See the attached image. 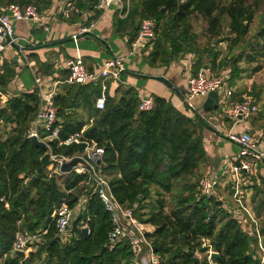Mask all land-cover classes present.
<instances>
[{
  "label": "trees",
  "instance_id": "1",
  "mask_svg": "<svg viewBox=\"0 0 264 264\" xmlns=\"http://www.w3.org/2000/svg\"><path fill=\"white\" fill-rule=\"evenodd\" d=\"M96 2L74 0L79 10H92L97 15ZM30 3L43 10L50 0H0L2 6L23 7ZM258 6L257 0H129L127 15L116 16L115 26L119 30L130 28L128 41L131 43L142 19H154L156 35L146 56L150 65L167 66L193 53V75L204 66L206 59L214 74L221 67H229L232 85L241 72L240 60L245 58L253 63L257 55L264 53V27L253 38H247ZM197 20L203 23L206 39L203 44L194 32ZM225 28L233 34L229 38L230 49L216 63L218 50L210 46V40L220 37ZM236 47L241 49L238 54L233 53ZM259 70V65L253 68V72ZM14 76V64L0 62L1 92L6 91ZM66 76L67 70L54 97L60 137L83 129L82 140L94 141L103 147L100 167L111 193L120 204H137L135 217L155 227L146 238L165 259V264H209L208 246L202 245V239H207L218 252L216 264H259L256 238L247 234L220 202L197 195V179L206 159L200 133L205 125L203 121L191 118L169 100L153 94L152 109L138 111L139 97L133 88L114 97L107 90L104 109H98L95 99L100 95V87L91 83L69 84L64 82ZM253 90V86H245L237 92L241 94L238 100L252 96L258 103L260 93ZM38 106L35 89L9 96L0 104L2 264H130L131 250L126 240L112 250L106 247L107 234L112 228L111 215L99 195L89 188L87 175L75 172L47 175V168L41 163L44 150L27 137ZM68 109L73 110L68 112ZM257 114L264 113L259 109ZM50 147L55 155L73 157L81 155L85 144L57 146L56 142H50ZM84 195L88 200L73 222L72 238L60 244L56 238L54 211L62 203L73 208ZM83 225L89 228L87 238L81 233ZM40 228L47 229L42 245L29 251L25 258L10 254L17 231L34 232ZM261 233L264 242V227ZM196 252L203 254L202 258Z\"/></svg>",
  "mask_w": 264,
  "mask_h": 264
},
{
  "label": "built area",
  "instance_id": "2",
  "mask_svg": "<svg viewBox=\"0 0 264 264\" xmlns=\"http://www.w3.org/2000/svg\"><path fill=\"white\" fill-rule=\"evenodd\" d=\"M51 10H40L36 4H27L23 7L17 4L3 6L0 12V59L1 55L8 47H16L19 43V37L15 34L14 22L25 20L36 23L44 32H49V22L52 17L60 19H69L72 14L81 11L74 4V0H50ZM183 1V0H181ZM112 6L116 7L118 16L124 18L129 9V0H97L95 10L100 13L106 12ZM95 22L80 25L77 32L71 34V40L77 43L81 36L93 32ZM155 20L144 18L141 21L140 28L136 38L130 44V53L135 54L139 50L151 46V41L155 38ZM26 63L30 62L24 56ZM63 68L67 70V76L64 82L69 84H98L100 86V95L95 99V106L98 109H104L106 101V81L108 79L118 80L120 74L125 70V61L121 56L113 55L105 58L100 65L93 69H88L81 55L77 54L67 58L63 62ZM231 78V69L226 67L219 73L202 71L196 75L189 74L186 77L187 88L181 96L183 104L190 112L196 114L198 111L195 100L197 98L205 99L212 91L218 93V104L222 101H228L227 116L234 122L240 120H249L256 115L259 107L252 96H246L242 100L233 99L234 87L229 84ZM62 81L45 79L33 71L34 89L39 96V106L34 119L31 121L27 131V137L36 136L39 140L48 144L50 159L54 164L47 166V175L60 176V164L69 161L72 157L64 155H55L51 151L50 142H56L57 146H67L71 144L84 143L85 147L81 155L86 164L78 162L72 167L70 173L86 174L87 183L93 193H97L102 200L106 210L111 215L112 228L107 234L106 247L109 250L114 249L122 241L126 240L130 246L131 257L130 264H165V259L152 248L151 242L142 234L141 224L134 215L136 204L126 206L120 204L111 193L108 180L102 173L100 164L104 155L103 147L97 146L94 141L81 139L80 133H72L66 137H60V122L56 116V106L54 97L57 93V85ZM138 111H148L154 105L152 94H139ZM264 133V132H263ZM224 137L231 143L239 147L232 163H228L222 168V175L230 176V185L234 209L229 204L224 203L221 194L218 191L219 176L211 166H206L202 171L197 182V195L206 198H212L221 203V207L231 213L240 224L245 212L247 218L254 223L253 234L257 238V246L260 251L259 264H264V245L261 241V232L257 226L254 217L248 212L244 203V189L251 184L252 176L258 165L264 164V148L259 147V141L256 134L247 130L229 129L223 132ZM75 157V156H73ZM98 160L100 163L98 164ZM88 196L84 195L77 202V208L81 211L85 208ZM75 205V206H76ZM75 206L69 207L62 203L53 214L56 228V238L60 244H66L72 238L70 230L72 221L76 214ZM46 228H40L34 232L17 231L15 234L10 254L15 251H22L24 258L28 256L29 251L36 250L44 243L43 235L46 234ZM207 239H202V245L208 246L206 258L209 262L210 255L214 250L211 248ZM198 258L200 253L196 252Z\"/></svg>",
  "mask_w": 264,
  "mask_h": 264
},
{
  "label": "crops",
  "instance_id": "3",
  "mask_svg": "<svg viewBox=\"0 0 264 264\" xmlns=\"http://www.w3.org/2000/svg\"><path fill=\"white\" fill-rule=\"evenodd\" d=\"M51 4L53 2L50 1L49 6L45 8L49 12L51 10ZM2 7L0 4V12ZM80 11L78 16L72 14L66 20L52 17L49 22V32H44L33 22L25 20L14 22L15 34L20 38V44L16 47H8L1 55L2 59H0V62L3 60L12 62L14 64L15 76L6 88V91H0V104H4L9 96L32 91L34 89L33 71L45 79L61 81L62 75L66 73V70L63 68V62L67 58L79 54L82 56L86 67L93 69L100 65L105 58L113 55L121 56L124 58L126 68L120 74L118 80L108 79L106 81V91L108 90V94L114 97L126 91L128 88H133L138 96L139 94H153L163 97L169 100L181 112L191 118L198 117L203 121L205 125L200 130V133L206 159L201 168L204 170L206 166H211L213 171L218 174V191L224 203L227 202L226 204H229L230 208L234 209L235 205L231 195V185L229 184L230 176L227 174L222 175L221 172L225 165L233 162L239 151V147L229 142L224 137L223 132L229 129L247 130L250 133L256 134L259 147L264 148V114L262 116L259 114H257L258 116L254 115L247 121L240 120L234 122L227 116L228 101H222V103L218 104L221 110L217 108L204 110L202 108L204 99L201 98L195 100L198 111L196 114H193L183 104L181 99L182 94L187 88L186 77L192 74V69L194 68L192 65L195 58L193 53H187L172 61L167 66H152L146 60V56L151 49L150 45H147L145 49L142 48V50H139L135 54L130 53L131 43L128 41V31L130 28H126L125 30L121 28L119 30L115 26L116 16H118L116 7L112 6L106 12H99L97 15L92 10ZM91 21L95 22L93 32L81 36L77 43L73 42L70 37L71 34L77 32L80 25L87 24ZM227 35L230 37L233 36L230 33ZM224 55L218 51L216 63ZM24 56L30 62L31 66L26 63ZM203 64L204 66L198 70V73L202 71L211 72L209 60L205 59ZM222 69L224 68L221 67L219 70L221 71ZM159 76L167 79L172 86H168L160 81L157 78ZM236 79L231 85L234 87V94L236 93L237 87L239 91L243 89L239 88L240 85L237 86ZM94 85L100 87L98 84ZM60 86L61 84L57 85L58 90ZM260 109L262 110V108ZM72 110L70 109L68 112ZM243 195L245 206L248 212L254 217L261 232L262 227H264V164L256 167L251 184L246 186ZM74 209L76 214L73 220L84 210L81 211L80 206L77 208V205ZM241 213L244 216L243 222L241 224L239 223L241 228L247 234L256 238L252 232L254 230V223L247 218L245 212ZM137 221L141 224L142 234L145 238L147 233L154 231L155 227L152 224L142 223L138 219ZM84 226L86 225L82 227ZM70 230L72 232L73 227ZM261 241L264 245L262 233ZM258 253L260 256V251Z\"/></svg>",
  "mask_w": 264,
  "mask_h": 264
},
{
  "label": "rangeland",
  "instance_id": "4",
  "mask_svg": "<svg viewBox=\"0 0 264 264\" xmlns=\"http://www.w3.org/2000/svg\"><path fill=\"white\" fill-rule=\"evenodd\" d=\"M257 1L259 2V6L257 9V13L255 15V18L250 25V33L248 34L247 38H253L254 34L261 27H264V0H257ZM202 25H203V23L200 20H197L195 25H194V32L196 34H198V36H199L198 42H201V44H203L206 41V39L202 33ZM227 34H229V31H228V29L225 28L220 37L213 38L210 40V46L217 48V50L219 52H221V54H225V52H228L230 49L229 48L230 47L229 46V44H230L229 38H231V37L228 36ZM253 42H254V40H253ZM257 48H259V46ZM239 52H241V49L236 47V49L234 50L233 53L238 54ZM255 58H256V62H253V63H248L245 60V58H242L240 60V62L238 63V67L241 70V72H240V74L237 77L235 82H236L237 86L240 85V87H239L240 89H242V88L244 89L245 86L246 87L250 86V88L253 86L254 87L253 91H255V93L256 92L260 93L259 100H258V107H259V109L262 108L263 113H264V53L261 56L257 55V57H255ZM257 65L260 66V70L258 72H253V68ZM237 92H239L238 87L236 88V93H235L234 98L240 99L241 94H237ZM261 114H259V115H261ZM1 130H3V128ZM202 171H203V169L200 167V174L202 173ZM200 174H199V177H200ZM199 177H198V179H199ZM73 221L71 224V229L73 227ZM202 256H203V254H200L201 258H202ZM0 264H2L1 260H0ZM210 264H212V263H210Z\"/></svg>",
  "mask_w": 264,
  "mask_h": 264
},
{
  "label": "water",
  "instance_id": "5",
  "mask_svg": "<svg viewBox=\"0 0 264 264\" xmlns=\"http://www.w3.org/2000/svg\"><path fill=\"white\" fill-rule=\"evenodd\" d=\"M160 81H162L163 83L167 84L168 86H172V84L165 79L162 76L157 77ZM218 93L216 91H212L210 92L204 99L203 103H202V108L204 110H209L211 108H217L218 110H221L220 107H218ZM70 109H68L67 111H69ZM30 141L36 146L39 147L41 149L44 150V154L41 157V163L43 166L47 167L51 164H54V161L52 159H50V154L48 152V144H46L45 142L39 140L36 136H31L29 137ZM78 162L82 163V164H86V162L80 158V157H72L69 161L67 162H63L62 164H60V171L64 174L70 173L72 170V167L77 164ZM98 164L100 163V160H98L97 162ZM81 233L83 235L84 238H87L89 236V228L87 226H84L81 228ZM15 254L23 257L24 253L22 251H15ZM219 257L218 252L214 251L211 253L210 255V261L212 263H215L216 258Z\"/></svg>",
  "mask_w": 264,
  "mask_h": 264
}]
</instances>
